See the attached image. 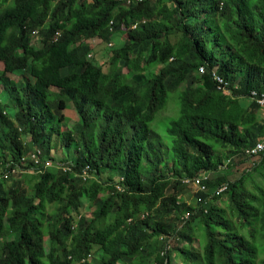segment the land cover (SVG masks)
Wrapping results in <instances>:
<instances>
[{"label":"trees","instance_id":"1","mask_svg":"<svg viewBox=\"0 0 264 264\" xmlns=\"http://www.w3.org/2000/svg\"><path fill=\"white\" fill-rule=\"evenodd\" d=\"M0 62V264H264V153L234 182L211 178L264 140L251 100L264 94V0H0ZM173 92L169 146L151 124ZM68 103L78 122L62 130ZM10 162L25 172L6 179Z\"/></svg>","mask_w":264,"mask_h":264},{"label":"rangeland","instance_id":"2","mask_svg":"<svg viewBox=\"0 0 264 264\" xmlns=\"http://www.w3.org/2000/svg\"><path fill=\"white\" fill-rule=\"evenodd\" d=\"M36 34V33H35ZM127 35L122 34L119 37V43H112L113 46L112 47H108L107 49H105L102 52V57L101 55L99 56L101 58V60L103 61L104 65H105V71H111V67L109 66V59L112 56V49L123 45L124 41H126ZM34 43L35 45L39 44L38 36H34ZM97 44H99V42H92L93 46H96ZM101 45V44H100ZM94 58V57H93ZM92 58V59H93ZM4 70V64L2 62H0V72H2ZM114 71H116L117 73L120 74H124V75H128L129 74V69L128 68H122L121 66L117 67L116 69H114ZM66 70L63 71L64 74H66ZM130 76V74H129ZM12 80H14L15 82H19L21 80V76H15V75H10L9 76ZM243 75L240 74L238 76V79L236 81V84L238 85V88H241V82H243ZM129 84H132L131 79L129 80ZM186 89V85H183L181 87V91H184ZM3 87L0 86V94L2 93ZM2 103L0 101V109H2ZM15 111H12V114ZM180 112H181V99L178 93H174L169 95L167 104L165 105V107L159 112V114L157 115L155 121L151 124V129L158 133L165 141V143L169 146L172 145L173 140L171 139V137L169 136V129L171 128V124L173 121L177 120L180 117ZM65 116L68 119V122L64 123L62 130H70L71 128H73V126L78 122V114L75 110L74 104L73 103H68L66 110L64 111ZM264 114V113H263ZM58 155L60 156H64V153L61 150H58ZM232 161L229 164L228 160L224 161V167L223 169L216 174L211 175V178L216 179L220 176H226L228 177V180L231 182H234L238 179H240L244 173H246L247 171H251L252 167L254 166V164H258V162L260 161L259 159H249L248 161H246L244 158H239V157H232L231 158ZM264 171V170H263ZM21 172H17L13 178H16L18 175H20ZM257 182L262 183V177L259 174H256L255 176ZM12 179L8 180V182L11 184ZM248 188H253L254 184L253 182L250 180L247 183ZM199 187H187L184 191V193L182 194V199H181V203H180V209H183V203L189 204V205H197V198L196 195L199 191ZM29 193H31V190L29 189L28 191ZM219 204H223L222 201L219 202ZM50 210H52L50 208ZM95 209L92 208L89 204L85 203L84 208L81 210V215L85 216L86 219H88L89 221L93 218L92 214L93 211ZM80 216V215H79ZM77 216V217H79ZM78 219V218H77ZM170 219V218H169ZM177 225L179 227L182 226V223L177 222ZM48 243V242H47ZM172 245L173 249H181L182 246L184 245L182 242H178L175 239H165L163 241H161V247L163 246L165 248L166 244ZM199 241L195 240L194 243V247L198 248L199 246ZM165 250V249H164ZM180 260H177L176 263H179Z\"/></svg>","mask_w":264,"mask_h":264},{"label":"built area","instance_id":"3","mask_svg":"<svg viewBox=\"0 0 264 264\" xmlns=\"http://www.w3.org/2000/svg\"><path fill=\"white\" fill-rule=\"evenodd\" d=\"M139 1H141V0H139ZM130 3V2H129ZM137 26H138V24H135L134 25V27H133V29H136L137 28ZM113 46V44H110L109 45V47H112ZM89 58H91V56H89ZM206 73V70H205V68H202L201 69V74H205ZM214 78H215V80L218 82V84H219V88H220V90H222L226 95H228L229 97H233V91H232V88H231V86H230V84L228 83V82H226L221 76H219L218 75V73L217 72H215L214 73ZM234 89L235 90H238L239 88L236 86V87H234ZM251 100H253V101H255V102H257V104L259 105V106H261L262 108H264V94H262V95H259L258 93H256V92H254V93H252V95H251ZM264 153V140L262 141V142H259L254 148H251V149H248L247 151H246V154L249 156V157H251L252 159H257L261 154H263ZM29 156H31L32 158V160H34V162L36 163V164H39V162H40V160H41V151H37V152H31L30 154H29ZM28 158H22V160L25 162L26 160H27ZM28 163L27 162H25V165H27ZM11 165H12V162H10V163H8L6 166H7V171H5V178L6 179H8V177L10 176V174H15V173H17V172H25V170H22V169H19V168H14V169H12V170H10V167H11ZM51 165H53V163L50 161V160H48L47 162H46V165H45V167L47 168V167H49V166H51ZM59 168H61V167H63V169L65 170V171H67V170H70V166H69V164H68V166H66V165H64V164H58L57 165ZM42 171H44V169L43 170H39V171H37V172H42ZM82 178L86 181L88 178H90V175H89V173H88V169H86L84 172H83V174H82ZM207 179V178H206ZM203 181H204V178H199V179H197V180H190V179H187V180H185V183L186 184H191V183H194V186L196 187H199L200 189H202V190H205L206 189V186L204 185V183H203ZM117 187V190L118 191H120V192H122V191H125V190H123V188L121 187V186H119V185H117L116 186ZM226 190V187H224L223 189H221V192H223V191H225ZM81 218V216H79L78 217V219H80Z\"/></svg>","mask_w":264,"mask_h":264},{"label":"clouds","instance_id":"4","mask_svg":"<svg viewBox=\"0 0 264 264\" xmlns=\"http://www.w3.org/2000/svg\"><path fill=\"white\" fill-rule=\"evenodd\" d=\"M99 42L100 43V40L99 39H94V40H92V42Z\"/></svg>","mask_w":264,"mask_h":264}]
</instances>
